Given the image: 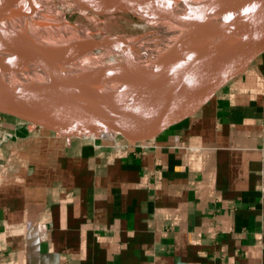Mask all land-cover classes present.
<instances>
[{
  "label": "crops",
  "instance_id": "0c3cea01",
  "mask_svg": "<svg viewBox=\"0 0 264 264\" xmlns=\"http://www.w3.org/2000/svg\"><path fill=\"white\" fill-rule=\"evenodd\" d=\"M99 137L0 116V264H264V54L181 122Z\"/></svg>",
  "mask_w": 264,
  "mask_h": 264
},
{
  "label": "bare ground",
  "instance_id": "6f19581e",
  "mask_svg": "<svg viewBox=\"0 0 264 264\" xmlns=\"http://www.w3.org/2000/svg\"><path fill=\"white\" fill-rule=\"evenodd\" d=\"M260 0H0V32L6 31L21 43L49 51L54 56L44 62H28L0 44V99L13 96L15 89L30 94L56 91L41 84L48 71L70 81L82 79L87 96L116 98L130 80L119 70L109 77L99 75L109 56H119L111 44H98L68 23L71 13L105 14L112 8L132 13L147 25L156 27V37L126 39L133 47V61L140 67L157 70L171 62L185 69L207 70L229 63L212 61L247 49L252 14ZM220 21V22H219ZM223 24L215 29L217 24ZM90 35V34H89ZM94 36V35H93ZM98 37V36H97ZM96 38V37H95ZM102 48V49H101ZM65 50V51H63ZM101 51L100 56L94 53ZM47 68V69H45ZM37 76V78H36ZM65 82V81H64ZM52 84H54L51 81ZM56 85V84H54ZM136 94L130 100L138 106L166 95L158 86L135 82Z\"/></svg>",
  "mask_w": 264,
  "mask_h": 264
},
{
  "label": "water",
  "instance_id": "95a60500",
  "mask_svg": "<svg viewBox=\"0 0 264 264\" xmlns=\"http://www.w3.org/2000/svg\"><path fill=\"white\" fill-rule=\"evenodd\" d=\"M118 13L130 12L112 8L97 16ZM248 39L246 52L241 57L238 52L226 58L221 54L212 57L214 63L224 61L229 63L228 66L215 65L207 70H197L185 69L171 62L161 69L147 70L133 61V47L125 38L102 36L94 40L95 43L111 44L120 55L118 60L106 64L99 75L111 76L119 68L130 80L116 98L87 96L83 89L86 81L65 80L54 92L18 94L0 99V116L17 120L29 133L45 129L63 138H107L99 135L112 130L132 138L145 131H158L195 114L264 54V0H260L253 11ZM0 44L28 62H44L54 56L49 51L21 43L6 31L0 32ZM135 82L161 87L166 95L133 106L130 100L136 94L132 89Z\"/></svg>",
  "mask_w": 264,
  "mask_h": 264
},
{
  "label": "rangeland",
  "instance_id": "374dc122",
  "mask_svg": "<svg viewBox=\"0 0 264 264\" xmlns=\"http://www.w3.org/2000/svg\"><path fill=\"white\" fill-rule=\"evenodd\" d=\"M66 19L68 23L71 24L73 27L85 32L90 40H96L106 35L120 36L125 39L140 38L144 36L145 37L157 36L156 27L145 24L143 21L139 20L136 16H133L130 13H118L112 15L95 16L92 13L80 14L75 12L68 14L66 16ZM222 25H223L222 23L217 24L215 29L219 28ZM156 39L157 41H163L164 40L163 33H160ZM94 54L96 56H100L102 52L98 51L95 52ZM118 58H119L118 56L112 55L109 56L107 59H114L115 61L118 60ZM47 71L49 76L51 77H48V79L43 80L40 83L50 85L55 90H57L60 87V85L64 83L66 78L63 76L61 77L57 76L48 69ZM105 77H109V76H105ZM51 81L56 85L52 84ZM11 87L14 89L13 84Z\"/></svg>",
  "mask_w": 264,
  "mask_h": 264
}]
</instances>
